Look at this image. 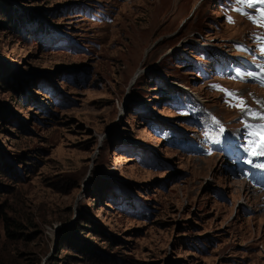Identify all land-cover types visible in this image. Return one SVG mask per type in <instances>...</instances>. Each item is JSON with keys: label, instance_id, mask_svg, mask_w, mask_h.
<instances>
[{"label": "rangeland", "instance_id": "374dc122", "mask_svg": "<svg viewBox=\"0 0 264 264\" xmlns=\"http://www.w3.org/2000/svg\"><path fill=\"white\" fill-rule=\"evenodd\" d=\"M0 1L17 11L0 8V264H264L261 195L169 133L196 137L194 98L199 127L236 124L246 97L227 110L197 65L248 24L216 0Z\"/></svg>", "mask_w": 264, "mask_h": 264}, {"label": "snow or ice", "instance_id": "6c2138e0", "mask_svg": "<svg viewBox=\"0 0 264 264\" xmlns=\"http://www.w3.org/2000/svg\"><path fill=\"white\" fill-rule=\"evenodd\" d=\"M236 3L237 4H241V5H247V7L252 8L254 4L264 5V0H236ZM237 11H240L241 14H243V15H248L249 19H251L253 23H257L258 20L259 21H264V7H257V8L254 9V11L256 13H259V18L258 19L257 18H253V16L250 15L249 13L243 12L242 9H237ZM230 22H231V20H230ZM261 26H264V24H261ZM260 50H261L262 53H264V47H262ZM237 75H239V73H237ZM247 75L250 76V77H255V73H253V72H249V73H247ZM261 84L264 85V81H261ZM227 95L233 96V94H230V93L227 94ZM242 103L243 102L240 101L239 105L242 106ZM251 115H252L253 118L264 120V115H260L258 113H251ZM246 127H247V125H246ZM259 128L264 130V124L259 125ZM249 135H255V133H249ZM249 144H256V148H258L259 151L256 152L255 154L264 156V132H262V134L260 136V141H259L258 144L256 142H254V141H249ZM249 154L251 155V154H253V152H250ZM262 167H264V165H262Z\"/></svg>", "mask_w": 264, "mask_h": 264}, {"label": "trees", "instance_id": "16d2710c", "mask_svg": "<svg viewBox=\"0 0 264 264\" xmlns=\"http://www.w3.org/2000/svg\"><path fill=\"white\" fill-rule=\"evenodd\" d=\"M0 8L1 9H4L6 12V14H9V13H17V11L16 10H14V9H11V8H8L7 6H5V5H2V3H1V1H0ZM8 20H9V23L11 24V25H14V27H20V26H25V25H23V23H30L29 21H30V18H28V17H25V15H23V14H21L20 16H19V18L17 19V18H10L9 16H8ZM27 25V24H26ZM42 30H43V28L41 27V25H38V27L36 28V31H39V32H42ZM12 124H15V123H12ZM118 197H116L115 195H111L110 196V199L111 200H116ZM128 204H129V202H127ZM127 203H125V205H127ZM125 205H123V206H125ZM63 234H65L66 235V237H68V238H72V235H71V233L70 232H63Z\"/></svg>", "mask_w": 264, "mask_h": 264}]
</instances>
